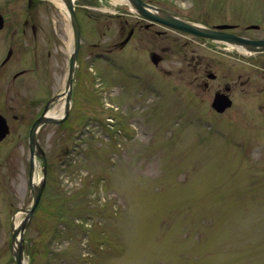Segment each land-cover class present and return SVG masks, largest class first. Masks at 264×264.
Wrapping results in <instances>:
<instances>
[{
	"label": "rangeland",
	"instance_id": "1",
	"mask_svg": "<svg viewBox=\"0 0 264 264\" xmlns=\"http://www.w3.org/2000/svg\"><path fill=\"white\" fill-rule=\"evenodd\" d=\"M146 1L208 26L239 24L243 35L264 36V0ZM126 3L75 1L82 32L80 102L65 122L45 124L38 132L48 158L47 184L25 232L26 261L264 264V112L259 108L264 69L240 58L237 49L222 52L214 42L186 32L156 36L143 30L107 54L104 50L129 30L122 32V21L134 19L124 12ZM36 18L45 36L39 42L45 64L48 50L57 51L59 60L51 61V75H41L42 105L52 93L45 88L47 79L53 91L65 86L73 33L56 0L41 1ZM249 22L260 29L244 27ZM8 43L0 35V56ZM162 45L167 50L156 67L150 53ZM26 57L16 47L4 70L22 65ZM207 69L237 81L224 113L211 107L215 83ZM248 75L250 82L241 85ZM62 109L63 99L50 112ZM6 115L12 131L0 144V264H16L11 219L31 204L32 192L26 126ZM36 168L39 178L40 160Z\"/></svg>",
	"mask_w": 264,
	"mask_h": 264
},
{
	"label": "flooded vegetation",
	"instance_id": "2",
	"mask_svg": "<svg viewBox=\"0 0 264 264\" xmlns=\"http://www.w3.org/2000/svg\"><path fill=\"white\" fill-rule=\"evenodd\" d=\"M41 1L43 0H10L6 3L7 5H4V7L1 6V11L4 16L5 24L0 29V35L4 36L6 39H9L10 43H8L7 46H5L4 51L0 56V113L7 118L10 125V133L12 131V124L9 121V117H7L6 115L7 113L13 114L12 116L14 120L19 121L20 125L26 126L27 134L25 138H27L28 141L27 146L29 151V165H30L29 132L32 124L40 116V114L46 107L48 100H50L52 97L57 98L56 101H53L49 106V108L52 109L53 106H55V104H57V102L62 99L64 100L65 103L67 96L66 83L63 90L53 91V88H51L52 81L50 79H47L49 82L47 87L45 88L48 89V92L50 91L52 93L45 98L43 104L41 105V86H42L41 75L45 72L47 73L50 72L51 75V71H52L51 61L52 62L54 61L56 64H59V60H57V54H58L57 51L55 53V51H51V50L47 51L48 64L47 63L45 64V57L43 56V50L41 49L39 43L41 40L44 39L45 36L40 34L42 31V26L38 23L36 18V16L38 17L39 14V7ZM47 11L50 12L49 9ZM173 12L177 13L176 11ZM131 15L134 17V19L132 21L124 19L122 21V27H121L122 32H124L126 28L129 26V30L126 36L123 38L125 39L129 35L130 36L129 42L131 41L132 37H134L136 34L138 36L140 32L142 33L143 30L144 32L153 31L152 33L156 36L166 35L167 32L169 31L185 33L175 28L169 27L159 21L145 19L133 13ZM51 25L52 26L49 27V30L51 29L50 31H52L53 33L54 25L52 22ZM216 25L217 24H213L212 26H216ZM234 25L235 26L226 29V31L229 33L244 36L249 39H264V36L251 37L246 34L243 35L241 34V30L239 29V24H234ZM261 26H262V22H261ZM160 27H162V29H160ZM244 27L249 29L250 28L260 29V25L254 22L246 23V25L244 24ZM246 28H244V31L246 30ZM140 37L144 39L145 35ZM18 39H23V40L22 42H18L17 41ZM198 39L200 40V38ZM205 42L209 43L208 41ZM125 46L119 44V42L113 43L112 46L106 48L104 52H106L107 54H114L118 49L124 48ZM215 46H217L218 49L220 50H225L222 52H227L226 50H231L228 47V45L223 42L215 43ZM16 47H20L22 50H24V52H27V57L25 58L24 61H22L23 62L22 65L20 66L15 65L8 68V70H4L5 65L8 63L9 59H11V57L13 56L14 49ZM80 49L77 58V66L74 73L73 87L71 90L72 101H71L70 112L71 110H74V107L79 101V99L77 100L78 90H77L76 80L79 79L78 67L80 66V64L78 63H79V55H81ZM157 50H161V52H158ZM166 50L167 48L166 46H164V47H156L151 51V52L159 53V55L162 58L159 59V63L155 65L156 67L160 65L161 61L164 60L163 54L165 53ZM101 55L107 57V59L110 58L106 54H101ZM239 55L240 58L242 59L245 58L248 63H250L251 61V64L255 63L258 68L264 69V52H257L251 54L240 53ZM71 56H72V50L70 51L69 56L66 58L67 76L71 66V61H72ZM201 63L203 62L200 59V61H198V65H200ZM46 66L48 67L46 68ZM53 71L55 77L57 70H53ZM205 73L207 75V78L213 80L215 83L213 89L214 95L217 92H225L228 93L231 96L232 101H234V97L232 96L231 92L235 87H237L236 86L237 81H229L228 78L226 77L220 78L221 76L215 72H212L213 74H211L210 76L209 74L211 73V71L210 70L208 71V69L205 70ZM260 81H261L260 84H262L260 89V93H261L260 99L262 102L259 101L260 103L259 108L261 109V112H264V73H261ZM249 82H250V75H248L246 79H244L243 81H240V84L245 85L248 84ZM204 86L209 87L208 81L204 80ZM6 92H9V97L8 96L7 97L8 99L11 98V104H9L10 99L9 100L4 99V95H6ZM83 108L84 107H82V109ZM18 113H22L21 114L22 116H19ZM70 129L71 128L68 127L67 130L70 131ZM80 130H82V128H78L75 132L77 139H79L78 136L80 135ZM4 140H2L0 144H2ZM29 173H30V167H29ZM28 185H30L29 175H28Z\"/></svg>",
	"mask_w": 264,
	"mask_h": 264
},
{
	"label": "water",
	"instance_id": "3",
	"mask_svg": "<svg viewBox=\"0 0 264 264\" xmlns=\"http://www.w3.org/2000/svg\"><path fill=\"white\" fill-rule=\"evenodd\" d=\"M67 11L69 18L71 20V24L74 31V45H75V52L72 57V65H71V73L68 80V90L71 89L72 80L74 76V69H75V62L78 54V49L80 46V39H81V29L80 24L76 15L75 7H74V0H63ZM133 9L141 16L156 20L159 22H162L168 26L177 28L179 30L194 34L196 36H199L203 39H211L216 40L219 42H226L230 43L232 45H239L243 47V50H247L249 52H264V40H252L248 39L233 33H229L224 30V28H229L232 25L230 24H219L215 27H208L200 23L192 22L189 20L184 19L183 17L170 12L168 10H165L163 8H160L156 5H153L149 2H146L144 0H127ZM3 16L0 13V28L3 26ZM127 41V39L124 41V43ZM152 60L155 63H158L160 56L156 53L152 54ZM50 103V102H49ZM232 104V101L228 95L225 93H216L212 106L222 112L227 107H229ZM69 107H70V93L68 94L67 98V105L66 110L62 117L55 118L54 116H51L49 113H47L46 108L43 113L35 120L33 123L31 130H30V152H31V175H30V182L32 187V203L30 207L23 209L25 211L24 218L18 223L17 225L13 222V228H12V252L14 255V258L17 262V264H25L24 262V232L28 225L30 224V221L35 213V211L38 208V205L40 203L42 194L45 189L46 185V173H47V158L45 151L42 149V147L39 145L37 140V133L41 126H43L46 123L49 122H60L63 121L68 113H69ZM9 132V126L7 123L6 118L0 114V140H2L6 134ZM38 155L42 160V170H43V176L40 178L38 182H34V156Z\"/></svg>",
	"mask_w": 264,
	"mask_h": 264
},
{
	"label": "bare ground",
	"instance_id": "4",
	"mask_svg": "<svg viewBox=\"0 0 264 264\" xmlns=\"http://www.w3.org/2000/svg\"><path fill=\"white\" fill-rule=\"evenodd\" d=\"M56 1H57L61 6H63V7L65 6L64 3H63L62 1H60V0H56ZM237 47H239L241 50L243 49V47H241V46H239V45H238Z\"/></svg>",
	"mask_w": 264,
	"mask_h": 264
}]
</instances>
